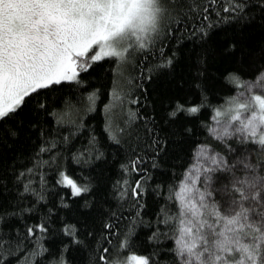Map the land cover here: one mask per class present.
<instances>
[{"label":"trees","instance_id":"trees-1","mask_svg":"<svg viewBox=\"0 0 264 264\" xmlns=\"http://www.w3.org/2000/svg\"><path fill=\"white\" fill-rule=\"evenodd\" d=\"M242 2L250 23L224 11L233 0H187L195 11L185 7L177 25L176 0H163L172 15L165 13L146 51L130 49L119 64L115 58L89 60L92 66L77 81L42 90L14 118L0 121V264H120L133 255L149 258V264H180L175 241L181 182L192 167L195 178L199 167L195 187L203 192L211 183L216 191L210 199L222 201L220 190L231 189L233 178V172L205 171L215 165H196L200 146L235 165L237 178L264 176V146L241 143L235 133L221 139L210 133L215 110L242 91L230 77L243 84L264 72L261 0ZM199 28L208 31L206 40L192 35ZM232 43L236 51L229 54ZM169 58L170 67H159ZM178 103L199 111L172 118ZM130 112L141 119L126 125ZM61 173L88 191L73 196L59 183ZM136 181L139 196L131 191ZM101 255L107 260L100 261Z\"/></svg>","mask_w":264,"mask_h":264},{"label":"snow or ice","instance_id":"snow-or-ice-1","mask_svg":"<svg viewBox=\"0 0 264 264\" xmlns=\"http://www.w3.org/2000/svg\"><path fill=\"white\" fill-rule=\"evenodd\" d=\"M257 6L264 10V0ZM185 7L195 11L187 0H176L172 9L176 15L172 19L177 25L182 23L180 12ZM245 9L242 0H233L232 7L224 11L236 13L237 19L246 24L252 18L247 17ZM165 13L168 9L163 0H0V121L14 118L34 96L39 97L42 90L65 81H77L80 72H87L92 66L89 60L115 58L119 64L126 53L130 54V49L146 51L160 34ZM172 32L169 28L168 34ZM197 32L202 40L209 35L204 28L194 29L192 35ZM178 42H182V38ZM93 49H96L94 54L85 59ZM228 51L235 53L236 44H230ZM172 64L173 60L169 58L159 67ZM230 78L238 88L241 87L238 77ZM243 86L249 91L259 88L261 94L252 96L254 103H239L236 109L230 110L235 111L231 121L239 122L234 133L238 134L241 143L264 146V72L257 75L255 82ZM114 99L121 100L120 95L114 93ZM36 106L44 110L47 107L38 99ZM198 111V106L186 107L178 103L170 117L174 118L177 112L194 115ZM249 111L250 115H243ZM221 115L216 111L214 118ZM137 119L141 117L130 112L125 114L124 123L128 125ZM229 134L225 127L218 138ZM110 138L117 144L120 142L114 136ZM154 144L159 155L162 151L159 138ZM205 151L206 147L200 146L196 156H203ZM210 160L216 167L205 169L206 172H233L231 189L226 185L220 190L225 193V198L216 201L210 199L216 191L211 183L203 192L195 187L201 171L199 167L194 169L195 178L185 176L176 192L181 209L179 236L175 241L180 264H264V191H261L264 176L237 178L235 165L229 166L223 157L211 156ZM137 163L132 162L133 170ZM242 166L253 170L250 164L243 163ZM206 179L211 181L210 176ZM59 183L70 188L73 196L88 191L87 187L79 186L63 173ZM140 188V181H136V187L131 190L133 196L141 194ZM37 227L40 231L46 230L43 225ZM34 231L29 228L28 234L32 235ZM69 234L75 235L71 230ZM124 246L122 243L121 247ZM99 259L104 262L107 257L101 255ZM60 264H64L63 260ZM120 264H149V258L133 255Z\"/></svg>","mask_w":264,"mask_h":264},{"label":"rangeland","instance_id":"rangeland-1","mask_svg":"<svg viewBox=\"0 0 264 264\" xmlns=\"http://www.w3.org/2000/svg\"><path fill=\"white\" fill-rule=\"evenodd\" d=\"M244 84L245 83L241 84V87H240V88H242L241 93L240 92L236 93L233 96V98L228 100V102H226V104H224L220 109L217 108L215 110V112L213 114V118H212L211 129H215L216 131L215 132L210 131V133L214 137L218 138V135L223 132L225 127L228 128V132L230 134L234 133V129L239 126V122L238 121H236V122L231 121V115L235 114V111H230V110L236 109V107L239 103H250V102L254 103L251 100L252 96L257 95V94H261V90L259 88H255V89H252L251 91H249L248 89H246L243 86ZM242 93H243V95H241ZM216 111H220L222 113V115L218 118H214ZM250 114H251L250 111L243 113L244 116H248ZM229 135H225V136H229ZM225 136H222L221 138H223ZM221 138H218V139H221ZM211 156H213V155L207 150L205 151L204 155L201 157H197L195 155V158H194L196 161L195 164L196 165L197 164L202 165L201 162H203L205 165H207L209 163L210 166H214V165H212L211 160H210ZM192 170H193V167L191 168V171L187 173V175L193 176ZM193 178H194V176H193ZM189 184H190V182H189Z\"/></svg>","mask_w":264,"mask_h":264}]
</instances>
